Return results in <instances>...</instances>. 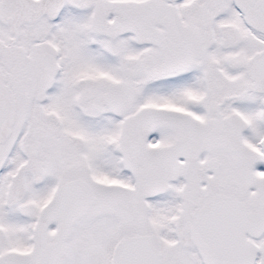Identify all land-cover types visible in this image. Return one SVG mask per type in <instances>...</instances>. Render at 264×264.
Here are the masks:
<instances>
[{"label":"snow or ice","instance_id":"snow-or-ice-1","mask_svg":"<svg viewBox=\"0 0 264 264\" xmlns=\"http://www.w3.org/2000/svg\"><path fill=\"white\" fill-rule=\"evenodd\" d=\"M0 264H264V0H0Z\"/></svg>","mask_w":264,"mask_h":264}]
</instances>
